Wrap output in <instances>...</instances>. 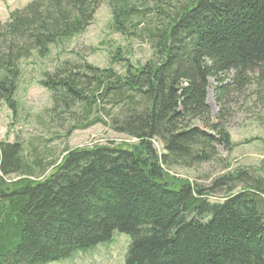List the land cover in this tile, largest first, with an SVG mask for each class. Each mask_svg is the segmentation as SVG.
Here are the masks:
<instances>
[{"label":"trees","instance_id":"16d2710c","mask_svg":"<svg viewBox=\"0 0 264 264\" xmlns=\"http://www.w3.org/2000/svg\"><path fill=\"white\" fill-rule=\"evenodd\" d=\"M103 2L111 29L144 36L150 59L134 65L117 48L107 68L60 63L38 82L45 113L57 128L69 119L66 134L109 119L136 142L47 164L1 143L0 264L57 262L114 231L129 237L122 264H264L262 176L235 169L205 188L167 173L231 150L228 106L249 87L264 103V0H33L0 23V103L15 112L19 62L83 33Z\"/></svg>","mask_w":264,"mask_h":264},{"label":"rangeland","instance_id":"374dc122","mask_svg":"<svg viewBox=\"0 0 264 264\" xmlns=\"http://www.w3.org/2000/svg\"><path fill=\"white\" fill-rule=\"evenodd\" d=\"M31 1L0 0V23L7 22L11 12L22 10ZM117 48L134 65H141L151 57L150 46L144 36L125 38L111 29V12L107 3L103 2L83 33L50 46L45 57L33 54L21 60L15 95L17 109L12 112L0 103V144H19L28 161L37 156L43 164L58 163L66 149L134 144L135 140L111 130L109 119H102L104 123L89 128L74 129L68 134L69 119L63 128L53 126L45 113L51 107L50 96L38 83L44 73L53 72L64 61L86 62L100 69L107 68L111 65V54ZM122 64L112 67L123 72ZM212 87L211 81L207 104L212 117H215L218 106L213 99ZM254 90L255 85H252L228 106L230 115L226 125L233 143L230 151L217 146V159L211 163L192 168L173 167L167 171L168 175L205 188L222 174L235 169H245L264 178V103L258 100ZM224 164L229 167L224 169ZM52 169L49 167L42 174L36 171L35 177L38 180L47 178ZM220 200L222 195L219 194L211 198V201ZM128 244L129 237L126 234L114 231L108 241L46 264H122Z\"/></svg>","mask_w":264,"mask_h":264}]
</instances>
